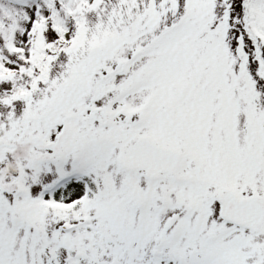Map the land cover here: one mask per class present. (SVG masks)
<instances>
[{
    "label": "snow or ice",
    "instance_id": "6c2138e0",
    "mask_svg": "<svg viewBox=\"0 0 264 264\" xmlns=\"http://www.w3.org/2000/svg\"><path fill=\"white\" fill-rule=\"evenodd\" d=\"M0 264H264V0H0Z\"/></svg>",
    "mask_w": 264,
    "mask_h": 264
}]
</instances>
